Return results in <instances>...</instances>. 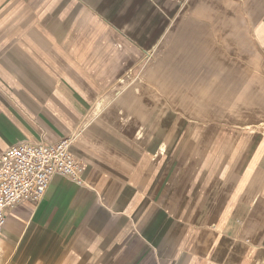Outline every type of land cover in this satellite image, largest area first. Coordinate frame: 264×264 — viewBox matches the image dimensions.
Listing matches in <instances>:
<instances>
[{"label":"crops","instance_id":"obj_1","mask_svg":"<svg viewBox=\"0 0 264 264\" xmlns=\"http://www.w3.org/2000/svg\"><path fill=\"white\" fill-rule=\"evenodd\" d=\"M71 137L0 264H264V0H0V153Z\"/></svg>","mask_w":264,"mask_h":264},{"label":"built area","instance_id":"obj_2","mask_svg":"<svg viewBox=\"0 0 264 264\" xmlns=\"http://www.w3.org/2000/svg\"><path fill=\"white\" fill-rule=\"evenodd\" d=\"M72 137L58 142L20 143L0 153V238L8 212L44 198L54 176L80 181Z\"/></svg>","mask_w":264,"mask_h":264}]
</instances>
